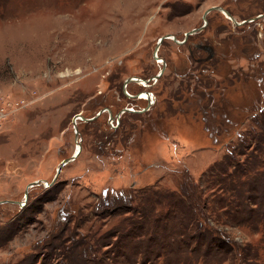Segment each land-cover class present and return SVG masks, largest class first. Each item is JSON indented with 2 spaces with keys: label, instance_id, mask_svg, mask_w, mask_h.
I'll return each instance as SVG.
<instances>
[{
  "label": "rangeland",
  "instance_id": "1",
  "mask_svg": "<svg viewBox=\"0 0 264 264\" xmlns=\"http://www.w3.org/2000/svg\"><path fill=\"white\" fill-rule=\"evenodd\" d=\"M212 6L241 21L264 0H0V264H264V82L240 76L262 34L210 14L190 40L223 54L195 65L165 39L153 58ZM75 116L94 118L77 140Z\"/></svg>",
  "mask_w": 264,
  "mask_h": 264
},
{
  "label": "flooded vegetation",
  "instance_id": "2",
  "mask_svg": "<svg viewBox=\"0 0 264 264\" xmlns=\"http://www.w3.org/2000/svg\"><path fill=\"white\" fill-rule=\"evenodd\" d=\"M214 7L218 8V9L209 11L206 14V16H205V19L209 18L210 14H218L219 16L224 18L226 21H228L234 28H242L243 26H246V25H250V26L252 25V26H254L256 28V30L258 28V30H257L258 34L261 33L262 34V36L260 35L261 38L262 37L264 38V11L262 13L256 14L253 17H250V18H247V19L239 21V20L236 19V16L234 15V13L231 12L228 8H226L224 6H212L210 8H214ZM210 8H208V9H210ZM207 10H205V11H207ZM205 11L203 12V14L201 16L202 25L200 27H198V28H193V29L202 28V30H200L198 32H195V33H193L191 35H188V36H186V34L188 32H185L183 34H178V35H176L174 37L176 42H174V40L171 39V38L167 39V40H172L175 44L183 46L184 48H186L189 59L191 61H193V64H195V65L196 64L197 65L198 64H208L209 62L213 61L214 58L217 57V55L220 56V54L224 53V52L220 53L219 51L216 50L215 47L217 46V44H216L215 41L214 42L209 41V43H208L207 39L205 41L204 40H190V37H192L194 35L198 36L200 33H202L203 31H205L208 28L209 21L207 19H206L205 23L203 21V17H204ZM224 12L228 13L233 21L229 17H227V15ZM178 38H181V40H178ZM221 46H222V44H221ZM226 47H227V45H226ZM261 51H262V49L261 50H257V51H253L254 55L252 57L251 56L249 57V59H248L249 61L248 62L251 63V65H249V67L251 66L252 69H251V73L248 72L246 74L247 75L246 77H245V74L244 75L240 74L241 77L245 78L244 81H248L249 82V81H252L254 79L256 82H260V83L264 82V69H263L264 68V56L261 55ZM202 53H203L204 56L202 55ZM260 57L263 58V63L257 64V61L260 59ZM221 58L223 59V57H221ZM164 67H166L165 63H164ZM190 71H191V69H190ZM187 74L188 73H186V71H185V73L183 75L179 74V72H177V71L174 72V75L175 76H179L180 78L181 77L182 78H184V77L186 78ZM143 95H145V94H142V95H139V96L138 95L132 96V98H137V96L140 98ZM123 109H128V108H123ZM146 109H148V108H146ZM132 111L134 112L133 109H132ZM142 111L145 112L146 110L143 109ZM142 111H140L139 113H141ZM124 113H126V112H124ZM124 113H122V114H124ZM137 113H138V111H137ZM224 113H225V110H224ZM211 114H212L211 116H213V112H211ZM116 120H117V117H115V121ZM113 127H114V125H113Z\"/></svg>",
  "mask_w": 264,
  "mask_h": 264
},
{
  "label": "trees",
  "instance_id": "3",
  "mask_svg": "<svg viewBox=\"0 0 264 264\" xmlns=\"http://www.w3.org/2000/svg\"><path fill=\"white\" fill-rule=\"evenodd\" d=\"M264 113V109L259 113L260 115H262ZM255 131V130H254ZM222 168V167H221ZM220 169V168H219ZM219 169H218V171H219ZM219 173H220V171H219ZM218 172H215L214 173V171H213V175L211 174V178L212 179H216L215 180V183H217V186H220L221 187V189H223L222 191L223 192H225V193H228L229 194V192L231 193V195L232 196H230V197H232V198H234V194H233V192L231 191L232 190V188H234L233 186H232V184L230 183V182H228L226 179H221V177H220V174H219ZM231 176H228L227 178L229 179ZM188 182H189V185H187V184H183V185H181L180 186V188H181V192H182V194H184L186 197H187V199H188V201H189V206H190V208H192L193 210H195V213H197V214H199L201 217H202V213H203V209L199 206V204H197V202L196 201H199L198 199L196 200V198H197V196H198V194H197V192H196V190H195V188L193 187V186H191L190 185V181L188 180ZM219 187V188H220ZM238 190H239V188H237ZM237 190V191H238ZM110 196V197H109ZM114 194L113 193H110V195H108V197L109 198H112V199H114ZM101 197L102 198H106L107 197V194H103V195H101ZM223 197V196H222ZM220 198L221 199V201H223V203L225 202V204L226 205H228V204H230L231 202L229 201V198L230 197H224V199L223 198ZM236 197V196H235ZM118 198V197H117ZM116 199V198H115ZM106 200V202H107V205H106V207L108 208V207H110L111 206V201L109 202V201H107V199H105ZM105 202V203H106ZM104 203V204H105ZM116 203V201L115 202H113V204H115ZM232 206H234V203H232ZM105 207V208H106ZM239 207V206H238ZM204 208H205V206H204ZM205 210V209H204ZM205 213V212H204ZM71 216V214H69V215H67V216H63V217H65V220L67 219V218H69ZM72 219H74V218H72ZM64 220V221H65ZM196 222L198 223V221L196 220ZM194 227V230L195 231H197V235H201L204 231H205V227H202L201 225H200V223L198 224V226L197 227H195V226H193ZM202 227V229H200ZM219 233H217V235H218ZM220 235V234H219ZM192 237V236H191ZM209 241L210 242H212V240H210L209 239ZM216 241V240H215ZM86 247V246H85ZM87 248V247H86ZM86 255V254H85ZM94 256V255H93Z\"/></svg>",
  "mask_w": 264,
  "mask_h": 264
},
{
  "label": "water",
  "instance_id": "4",
  "mask_svg": "<svg viewBox=\"0 0 264 264\" xmlns=\"http://www.w3.org/2000/svg\"><path fill=\"white\" fill-rule=\"evenodd\" d=\"M218 8H210V9H208L207 11H205V13H204V17H203V21H204V23L206 22V19H205V16H206V14L209 12V11H212V10H217ZM226 15H227V17H229L231 20H232V18L230 17V15L228 14V13H226V12H224ZM233 21V20H232ZM235 23V22H234ZM236 24V23H235ZM200 30H202V28H199V29H193L192 31H190V32H188L187 34H186V36H188V35H191V34H193V33H195V32H198V31H200ZM168 38H172L173 40H175V38L174 37H170L169 35L168 36H164V37H161V38H159L158 39V41H157V46H156V48H155V50H154V53H153V58L155 59V60H157L158 58H157V51H158V48H159V46L161 45V43L163 42V40H165V39H168ZM175 42H176V40H175ZM164 70H165V67H164V63H163V67L160 69V71H159V73L156 75V78L158 79V78H160L161 76H162V74H163V72H164ZM142 80L141 79H126L125 80V82H124V85H123V89H125L126 88V85L127 84H129L130 82H136V83H139V82H141ZM145 84H146V82H144ZM124 94H126V92L124 91ZM127 95V94H126ZM146 110V109H145ZM130 110H128V109H123V110H121L119 113L120 114H122V113H124V112H129ZM132 112V111H131ZM119 113L117 114V118H119ZM137 113V112H136ZM139 113V112H138ZM108 115L111 117V118H109L110 119V121L112 120V116L110 115V112L108 113ZM94 119V118H93ZM93 119H91V120H93ZM78 120H80V121H82V120H84V121H86V122H88V121H91V120H88V119H83V118H81L80 116H75L74 118H73V122H72V126H73V128H74V133H75V140H77V138H78V132H77V129H76V126H77V121ZM80 147L79 146H77V149H75V152L73 153V155L70 157V158H67V159H64L61 163H60V165L57 167V169H56V174H55V176H54V179H53V183L55 182V180H56V178H57V176L59 175V173L61 172V170H62V168L65 166V165H67L68 163H70V162H72V161H74L75 159H76V157L80 154ZM39 181H36V182H34V183H31V184H29L28 186H27V188H26V190H25V199H26V197H27V193H28V189H30V188H32V187H35V186H39ZM2 203V202H1ZM19 205H20V203H19Z\"/></svg>",
  "mask_w": 264,
  "mask_h": 264
},
{
  "label": "built area",
  "instance_id": "5",
  "mask_svg": "<svg viewBox=\"0 0 264 264\" xmlns=\"http://www.w3.org/2000/svg\"><path fill=\"white\" fill-rule=\"evenodd\" d=\"M147 94V93H146ZM144 95L145 96V98H144V100L145 101H147L148 103H149V105H150V102H152V100H151V96H150V93H148L147 95ZM141 99V98H140ZM0 115H1V112H0ZM112 121V120H111ZM114 121H115V119H114ZM117 121V123H118V120H116ZM113 122V121H112ZM25 204H26V199H24V201L23 202H20V205H19V207H24L25 206Z\"/></svg>",
  "mask_w": 264,
  "mask_h": 264
},
{
  "label": "bare ground",
  "instance_id": "6",
  "mask_svg": "<svg viewBox=\"0 0 264 264\" xmlns=\"http://www.w3.org/2000/svg\"><path fill=\"white\" fill-rule=\"evenodd\" d=\"M174 41H175V40H174ZM138 84H139V85H144V82L141 81V82H139ZM140 98H141V99H144L145 97H144V95H143V96H141Z\"/></svg>",
  "mask_w": 264,
  "mask_h": 264
}]
</instances>
